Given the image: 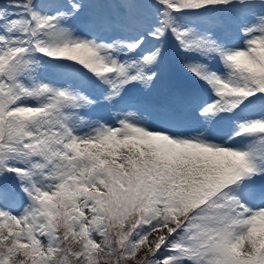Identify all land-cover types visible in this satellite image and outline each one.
<instances>
[{"label":"snow or ice","instance_id":"1","mask_svg":"<svg viewBox=\"0 0 264 264\" xmlns=\"http://www.w3.org/2000/svg\"><path fill=\"white\" fill-rule=\"evenodd\" d=\"M0 264H264V0H0Z\"/></svg>","mask_w":264,"mask_h":264}]
</instances>
